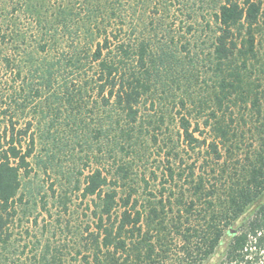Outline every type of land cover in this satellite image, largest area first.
Segmentation results:
<instances>
[{
  "label": "trees",
  "instance_id": "1",
  "mask_svg": "<svg viewBox=\"0 0 264 264\" xmlns=\"http://www.w3.org/2000/svg\"><path fill=\"white\" fill-rule=\"evenodd\" d=\"M211 16L180 0H0V264H264V0ZM62 135L97 164L75 186L85 221L18 251L35 147L46 172Z\"/></svg>",
  "mask_w": 264,
  "mask_h": 264
},
{
  "label": "rangeland",
  "instance_id": "2",
  "mask_svg": "<svg viewBox=\"0 0 264 264\" xmlns=\"http://www.w3.org/2000/svg\"><path fill=\"white\" fill-rule=\"evenodd\" d=\"M180 1L186 3L188 7L193 8V12L198 20H201V17L204 16L206 20L210 21L212 18L211 9L215 3L221 0ZM171 12H173V14L170 16L169 22H174V27L176 29L179 21H182L184 18L177 10V7H173ZM201 34L205 36L207 33L204 32ZM199 35L200 32H196L195 38ZM64 41H62V43ZM92 104L94 105V103ZM94 111L96 112L97 110ZM62 132L61 128L58 129L59 134H62ZM61 138L63 140L61 143H55V148L50 147L51 152L55 154L53 162L55 166H50L52 170L48 169L44 172L42 164L38 163V160L41 159L45 161L46 156L41 151V146L38 145L35 147L34 157L31 159V168L33 172L30 174L28 180L23 181L22 188L24 201L29 200V203L26 202L25 209H29L27 211L30 213V216H28V219H23L21 224L15 223L13 226L18 251H20L21 245L27 244L29 241H34L35 239L33 236L41 240L49 239L50 242H54L55 244L66 243L69 238L66 229H64L65 224L69 223L71 227L80 225L81 222L85 221L84 216L87 213L85 205L87 202L81 200L80 191L75 190V186L77 185V181L79 182V186H82L84 175H86L91 168L97 166V164L93 162L89 163L85 161V159L79 158L83 156V154L79 152V147H72V145L66 141L65 135H62ZM155 157L156 156L153 158ZM147 164V169H153L157 166V163L153 162L152 158ZM78 171H81L82 175H79ZM59 195H66V205L68 207L66 212L63 211L61 205L58 203L57 198ZM35 217L36 224L33 223V218ZM25 231L29 233L28 236H25Z\"/></svg>",
  "mask_w": 264,
  "mask_h": 264
}]
</instances>
